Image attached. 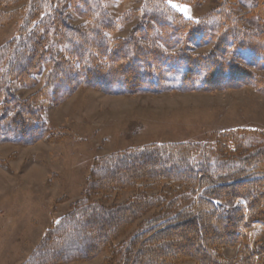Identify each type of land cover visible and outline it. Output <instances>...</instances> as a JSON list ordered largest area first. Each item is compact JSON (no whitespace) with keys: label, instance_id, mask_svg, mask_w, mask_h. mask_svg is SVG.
<instances>
[{"label":"trees","instance_id":"obj_1","mask_svg":"<svg viewBox=\"0 0 264 264\" xmlns=\"http://www.w3.org/2000/svg\"><path fill=\"white\" fill-rule=\"evenodd\" d=\"M143 0L136 22L114 18L102 0H0V29L21 15L17 35L0 46V143L56 142L43 102L56 107L77 90L213 93L252 88L264 96V0L245 15L221 0L191 19L171 3ZM182 69L178 85L169 76ZM42 86L21 98L15 86ZM58 141V140H57ZM123 193H131L119 201ZM127 245H114L136 220ZM264 135L235 129L213 142L155 143L98 158L82 197L45 232L24 264L86 262L117 248L120 264H264ZM233 257L224 252L236 248Z\"/></svg>","mask_w":264,"mask_h":264},{"label":"rangeland","instance_id":"obj_2","mask_svg":"<svg viewBox=\"0 0 264 264\" xmlns=\"http://www.w3.org/2000/svg\"><path fill=\"white\" fill-rule=\"evenodd\" d=\"M114 18L133 16L124 36L136 22L143 0H102ZM256 0L235 2L234 12L248 14ZM184 17L197 19L217 9L221 0L204 3H171ZM21 15L0 29V46L17 35ZM245 26L264 29V22L251 16ZM180 68L169 76L176 87ZM264 75V67L260 68ZM15 86L17 95L26 98L42 86ZM43 119L56 142L38 141L21 146L0 143V264H24L45 232L78 201L85 190V180L98 158L155 143L213 142L217 135L235 129H254L264 135V96L252 88L213 93L105 94L93 89H79L56 107L42 103ZM58 140V141H57ZM123 193L119 201L130 198ZM153 212L136 220L130 231L114 245L129 244L141 222ZM247 235L263 230L253 226ZM236 248L226 250L233 257ZM117 248L109 260L107 251L86 262L67 264H120ZM190 264V263H187Z\"/></svg>","mask_w":264,"mask_h":264},{"label":"snow or ice","instance_id":"obj_3","mask_svg":"<svg viewBox=\"0 0 264 264\" xmlns=\"http://www.w3.org/2000/svg\"><path fill=\"white\" fill-rule=\"evenodd\" d=\"M174 7H176V5H173Z\"/></svg>","mask_w":264,"mask_h":264}]
</instances>
